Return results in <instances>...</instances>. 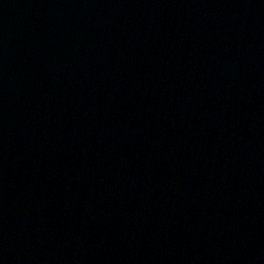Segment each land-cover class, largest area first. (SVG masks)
<instances>
[{
  "label": "water",
  "instance_id": "water-1",
  "mask_svg": "<svg viewBox=\"0 0 264 264\" xmlns=\"http://www.w3.org/2000/svg\"><path fill=\"white\" fill-rule=\"evenodd\" d=\"M0 264H264V0H0Z\"/></svg>",
  "mask_w": 264,
  "mask_h": 264
}]
</instances>
